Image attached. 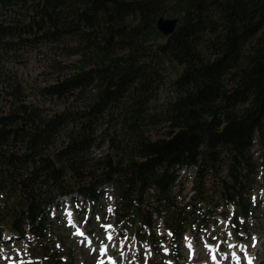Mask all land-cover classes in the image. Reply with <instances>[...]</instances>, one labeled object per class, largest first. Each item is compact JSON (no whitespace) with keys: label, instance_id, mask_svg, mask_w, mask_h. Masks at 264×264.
I'll return each mask as SVG.
<instances>
[{"label":"trees","instance_id":"1","mask_svg":"<svg viewBox=\"0 0 264 264\" xmlns=\"http://www.w3.org/2000/svg\"><path fill=\"white\" fill-rule=\"evenodd\" d=\"M0 14V60L70 42L77 56L56 62L54 81L38 90L62 110L48 116L18 92V106L0 116V194L19 196L0 206L8 230L43 239L56 199L76 194L95 208L111 186L119 217L158 245L153 215L172 206L177 169L188 166L197 200L211 205L203 194L214 179L219 199L248 216L252 141L264 152V0H0ZM159 17L180 19L169 37L157 32ZM106 138V153L91 157ZM192 213L165 221L168 245L195 229Z\"/></svg>","mask_w":264,"mask_h":264},{"label":"rangeland","instance_id":"2","mask_svg":"<svg viewBox=\"0 0 264 264\" xmlns=\"http://www.w3.org/2000/svg\"><path fill=\"white\" fill-rule=\"evenodd\" d=\"M6 15L8 16V13ZM1 16H4V14H0ZM64 48L67 49L63 50ZM71 48H75L74 42H70L68 46L65 43H51L35 49L5 54L4 58L0 60V116L8 114L12 108L18 106V92L27 96L26 99H23L24 103L41 108L40 110L48 114V116L62 110L64 105H57L56 99H41L38 96V90L54 81V77H56L54 72L56 62H66L69 58L71 60L77 59L75 55L72 57L68 56L66 51H70ZM168 94V84L164 83L157 96V102H164ZM106 120V117H104L103 121L105 122ZM103 129L105 127L99 128L98 133ZM59 143L60 141L57 140L51 150H57ZM107 145L108 138L105 139L102 147L96 146L91 149V157L106 153ZM252 150L251 160L256 161L257 164L259 160L264 162L263 149H260L258 144H254V149ZM256 153L262 156H258ZM257 170L259 169L257 168ZM177 173L176 184L169 193V204H172V206H169L168 210H162L160 215H153L156 221L154 233L160 238L158 245H155L154 239H148L151 236L150 233L147 229H143L137 220L131 226L124 218L119 217V213H117L119 208L117 207V201L119 199L115 195L114 188L104 186L101 189V198L96 203L95 208L92 202L85 201L77 195H71L68 198L75 211L74 218L79 220L81 224L78 225L86 234H91L89 236L93 240V247L98 249L101 240L108 243L104 235L107 231L113 232L115 238L113 243L115 246L109 245L110 251L105 258L99 257L98 251L92 252L91 248L81 244L80 240L73 235V230L68 229V226H66L67 219H65L66 216L64 215L65 209L62 204L63 200L58 198L52 206L46 208V211L49 210V213L47 211L49 221L46 236L43 239L29 234L28 231L25 236L13 234L0 221V230L4 238V243L0 245V249H2L0 251V264H7L10 261L12 264H18L19 260L25 261L26 264L27 262H31V264H55L54 260H58L61 264H97L98 259L105 261L109 257L113 258L116 264H168V262H171V264H203L209 263V254L205 252L204 240L201 237L208 240L209 243H214L208 234L211 232L212 235L223 241L228 239L226 232L229 230L232 231L233 236L228 239V242L231 239L240 241L241 245L246 246L245 250L247 253L254 255L253 260L256 264H264V244H262L264 241V178L255 177L248 193L245 195L246 199H248L250 194H256L257 190L262 191L260 196L256 195L252 204L249 202L251 209L245 221L241 222L240 219L236 222L234 228L230 226L229 229L225 230L222 225L218 224V220H226L230 214L234 215L233 212L235 211L233 209L235 207L228 208L226 205L223 207L224 203L219 199V184L217 180L212 179L205 183L203 196H206V201L212 197L211 205L209 204L208 206L205 201L200 200L202 197L197 200L195 194L193 195V189L190 187V182L194 175L193 169L181 167L177 169ZM223 174L224 167L219 169L216 179L222 180ZM4 194H0V206L5 205V202L7 203L8 201L6 199L8 196ZM18 198V194L10 196L7 203L9 205L8 208L11 205L14 206ZM217 201H221L220 204H215ZM77 205H79L78 208ZM54 206L55 208H53ZM109 206L113 209L111 213L108 212ZM173 212L175 214L193 212V215L187 217V220L194 219L196 229H193V226L189 228L192 223L188 224L189 226L185 228L182 237H188L192 241L194 258H191L190 253L186 250L188 240L182 238V243L180 242L178 247L168 245L172 244L169 242L171 236L168 235L169 230L164 227V224L166 220L175 217ZM237 214H239L238 211L235 212L236 216ZM86 215L88 218L89 216L91 217V221L89 224L84 225L83 221ZM97 216L100 217L99 221L96 219ZM118 217L120 220L117 221ZM104 224H112L113 228L104 232L102 230V225ZM232 224H234L233 220ZM125 235L129 237V240H124ZM9 237L12 239H9ZM132 237H135L134 241L131 239ZM253 238H255V246H253ZM121 241H124L123 247H121ZM127 242L132 244H126ZM57 245H60V247H57ZM164 249L168 251L165 252ZM226 249V245L222 244L221 252H226ZM173 253L177 255L175 257L176 261L172 258ZM54 256H57L58 259H55ZM239 256L241 257L242 255L240 254ZM225 264L233 263L228 258L225 260ZM240 264H243V262L240 261Z\"/></svg>","mask_w":264,"mask_h":264},{"label":"snow or ice","instance_id":"3","mask_svg":"<svg viewBox=\"0 0 264 264\" xmlns=\"http://www.w3.org/2000/svg\"><path fill=\"white\" fill-rule=\"evenodd\" d=\"M79 207V205H77V208ZM108 212H113V209L111 208V206H109L108 208ZM66 216H67V224L70 227L75 228V232L73 233L74 236L80 237V243L81 244H85L87 247L91 248L92 252H99V257H104L107 255L108 253V249H109V245L112 244V246H115L114 242V235L112 231H107L109 229L113 228L112 224H104L102 225V227L105 228V230L107 231V235H106V240L108 241V243H105L104 240H101L97 247H93V240L92 238L86 234L85 231L82 230V228L80 226H78V224L76 223L75 219H74V215H73V211L71 210H66ZM87 215L84 218V223L87 222ZM96 219L99 221L100 217L97 216ZM218 224L222 225L223 228L225 230L229 229V227L231 226L232 228L235 227V224H232V215L230 214L229 217L225 220V219H220L218 220ZM207 231V230H206ZM209 236H211V239L213 241H217V243L213 244V243H209L208 240L204 239L203 237H201L202 240H204V247L208 250L209 254H210V259L212 261V264H221L222 260H227L228 259V254L226 252L222 253L221 252V245L222 244H227L228 249H235L236 247H238L237 244L235 243H229L228 239H230L233 236L232 231H227L226 232V236L228 239H225L223 241H220L218 237H216L215 235H212L211 232L208 233ZM169 236H172L173 233H171L170 231L168 232ZM242 235V233H241ZM9 239H12L11 237H9ZM133 241L135 240V237L131 238ZM185 240H188V247L191 250L193 248V243L191 240H189L188 237L184 238ZM124 240H129V237L127 235L124 236ZM124 246V241H121V247ZM253 246H255V238H253ZM57 247H60V245H57ZM240 247H246L244 245L240 246ZM0 251H2V249H0ZM165 252H167V249H164ZM19 255V253H18ZM219 256V259H218ZM232 258L235 259L236 264H240L241 258L236 254L235 251H233L231 253ZM109 260H111V257H109ZM18 264H26L25 261L23 260H19ZM27 264H31V262H27ZM97 264H105V261L103 259H98L97 260ZM112 264H116L115 261L112 262ZM168 264H171V262H168ZM248 264H252V260L248 261Z\"/></svg>","mask_w":264,"mask_h":264},{"label":"water","instance_id":"4","mask_svg":"<svg viewBox=\"0 0 264 264\" xmlns=\"http://www.w3.org/2000/svg\"><path fill=\"white\" fill-rule=\"evenodd\" d=\"M104 3H113L118 4L119 0H102ZM179 18H163L159 17L156 21V30L158 33H160L164 37H169L171 34L175 32V30L178 27Z\"/></svg>","mask_w":264,"mask_h":264},{"label":"built area","instance_id":"5","mask_svg":"<svg viewBox=\"0 0 264 264\" xmlns=\"http://www.w3.org/2000/svg\"><path fill=\"white\" fill-rule=\"evenodd\" d=\"M254 144H256V141L255 140H253L252 141V147H251V150H250V152L251 151H253L252 149H254ZM251 155H252V153H251ZM256 155H258V156H262V155H264V152H262V155L261 154H257L256 153ZM254 162V161H253ZM189 168H192L193 169V171H194V175H195V168L194 167H192V166H188ZM185 168V167H184ZM257 168L259 169V170H257ZM186 169V168H185ZM264 162H262V161H260L259 160V163L257 164V162L255 161L254 162V174L252 175L253 176V179H255V177H257V178H264ZM194 175L192 176V179H191V189H192V180H193V178H194ZM261 189V188H260ZM193 192V191H192ZM257 193H258V195L262 192V191H259V190H257L256 191ZM253 196H256V195H253ZM62 199H64V198H62ZM229 207H231L230 205H229ZM130 244V243H129Z\"/></svg>","mask_w":264,"mask_h":264},{"label":"bare ground","instance_id":"6","mask_svg":"<svg viewBox=\"0 0 264 264\" xmlns=\"http://www.w3.org/2000/svg\"><path fill=\"white\" fill-rule=\"evenodd\" d=\"M79 240L81 239L80 237L78 238ZM262 244H264V241H263V243ZM261 244V245H262ZM264 246V245H263ZM205 248V247H204ZM240 250H242V252H244L243 251V249L242 248H238V250L235 248V249H228V257L229 258H232V256H231V253L233 252V251H238V252H236V254L238 255V253H239V251ZM257 250H258V248H257ZM205 252L206 253H208L209 254V252H208V250L205 248ZM209 256H210V254H209ZM218 259H219V256H218ZM234 259V258H233ZM233 259H231V260H233ZM209 260V259H208ZM249 260H252V264H256L255 262H254V260H253V257L252 256H248V254H245L244 253V262L246 263V264H248V261ZM232 262H234L235 264H236V261H235V259H234V261H232ZM7 264H12V262L10 261V262H7ZM203 264H209V263H203ZM210 264H212V261H211V259H210ZM221 264H225V260H222L221 261Z\"/></svg>","mask_w":264,"mask_h":264}]
</instances>
